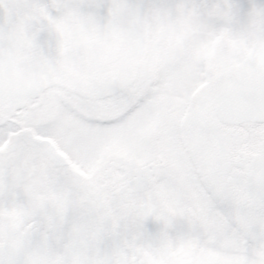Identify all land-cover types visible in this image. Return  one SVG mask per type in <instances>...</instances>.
I'll return each mask as SVG.
<instances>
[{"label": "snow or ice", "instance_id": "1", "mask_svg": "<svg viewBox=\"0 0 264 264\" xmlns=\"http://www.w3.org/2000/svg\"><path fill=\"white\" fill-rule=\"evenodd\" d=\"M0 264H264V0H0Z\"/></svg>", "mask_w": 264, "mask_h": 264}]
</instances>
